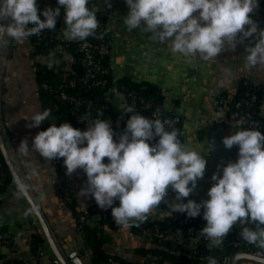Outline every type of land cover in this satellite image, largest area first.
I'll list each match as a JSON object with an SVG mask.
<instances>
[{"label": "clouds", "instance_id": "obj_1", "mask_svg": "<svg viewBox=\"0 0 264 264\" xmlns=\"http://www.w3.org/2000/svg\"><path fill=\"white\" fill-rule=\"evenodd\" d=\"M105 4L111 7L110 0ZM88 5L89 0H58L57 7H46L41 14L38 0H0V50L14 41L39 36L45 29L54 32L61 6L65 40L97 36L99 9ZM126 5L129 11L123 23L127 31L147 34L151 43L168 46L172 54L211 61L223 51L243 45L245 66L264 67V27L254 19L259 0H126ZM97 38L102 39L103 34ZM58 62L49 56V67ZM122 112L131 116L119 133L110 120L100 118L99 111L97 119L87 121L86 130L67 122L52 123L35 135L31 149L25 139L19 150L24 155L39 153L47 161L64 158L69 176L82 169L87 180L78 195L94 198L103 210L111 209L118 226H139L166 203L171 213L190 218L202 213L205 224L199 235L209 250L220 247L236 224L242 226V241L264 249V132L247 127L225 136L222 143L226 149L238 146V159L217 166L207 199L184 202L205 176L206 156L183 145L175 129H166L167 120L145 117L132 106ZM51 115V109L36 111L27 118V127H39ZM13 182L18 196L27 194L19 179ZM170 193L174 196L169 201ZM117 200L119 205L114 206ZM33 211L35 208L23 215ZM250 224L255 228L246 226ZM206 259L207 264H217L213 256Z\"/></svg>", "mask_w": 264, "mask_h": 264}, {"label": "crops", "instance_id": "obj_2", "mask_svg": "<svg viewBox=\"0 0 264 264\" xmlns=\"http://www.w3.org/2000/svg\"><path fill=\"white\" fill-rule=\"evenodd\" d=\"M94 2L95 8L99 9L97 12L109 18V65L112 79L117 81L129 78L135 82L146 81L156 85L164 95V108L181 115L182 144L189 149L198 150L207 160L205 176L198 181L197 188L191 195L197 202L207 199L208 189L213 184L211 177L217 171V166L222 162L226 165L238 159V146L230 149L228 159V152L222 140L242 128L226 121L227 108L219 104L217 98L220 95L234 97L240 80L248 77L261 88V111L264 113V67L249 69L245 66L246 52L243 45H237L234 51H223L211 61L172 54L168 46L151 43L147 34L138 30L131 33L127 31L123 23V17L129 11L126 0H110L111 7L105 4V0ZM263 4L264 0H259L258 8L254 10L255 15L259 14ZM64 15L65 12L61 8L59 36L62 39ZM40 59L41 56L34 53L29 38L20 42L14 41L1 50V127L8 128L12 136V146L7 145L11 159L23 181L32 187L35 200L39 203L47 222L58 240L62 241L61 248L67 254L76 251L82 264H93L91 251L77 225L78 216L96 203L94 198L78 195L85 186L86 174L82 169H78L69 176L66 174L64 163L53 164L39 153L29 152L24 155L19 150L21 142L25 139L31 149L35 135L42 131L46 122L55 118L51 115L50 120L43 121L39 127H27L30 123L27 118L36 111H42L35 78L36 62ZM107 99L113 112L117 113L124 105L125 95L113 83L107 91ZM218 127H223L224 131L221 136L213 138L212 131ZM117 139L118 137L114 136V140ZM212 144L223 148L220 156L214 155ZM104 162H108L107 157ZM60 179L67 183L68 199L60 197L56 192L55 183ZM17 191L18 189L11 185L2 193L0 226L6 225L13 235L14 242L25 246L30 229L27 223L29 216H24L23 213L29 210L30 206L24 196L17 197ZM152 213L155 218L161 219L168 216L170 211L159 206ZM98 214H89L87 222L96 225L102 218H98ZM246 226L255 228L254 224ZM38 227L41 231L40 226ZM241 227L236 224L232 230L239 234ZM104 233L108 237L103 244L104 251L129 262L143 263L147 253L140 249L157 247V244L140 230H134L131 226L125 228L117 224L105 225ZM187 245L194 248L197 243L189 241ZM3 250L7 252L8 248Z\"/></svg>", "mask_w": 264, "mask_h": 264}, {"label": "trees", "instance_id": "obj_3", "mask_svg": "<svg viewBox=\"0 0 264 264\" xmlns=\"http://www.w3.org/2000/svg\"><path fill=\"white\" fill-rule=\"evenodd\" d=\"M53 2L58 3V0H53ZM91 3L92 0H89L88 6L90 8H95V6L92 5ZM49 6L54 8V5L49 4L47 6H44L43 2L41 0H38V7L41 14L43 10ZM62 9L64 11L63 7ZM102 16H104L102 13L97 12L98 19H101ZM263 17H264V5L262 6L259 14L254 16V19L259 20L262 27H264ZM41 18L44 17L41 15ZM60 26H61V21L58 17L54 32L45 29L43 33H41L39 36L33 35L29 37V41L33 46V51L35 54L46 55L48 56V58L51 55L54 56L57 61H59L58 63L54 64L52 67H49L48 63H42L41 61H37L36 70H35V78L37 82L42 111L44 109H51L52 115L57 118V122L59 124H63L67 122L70 123L73 127L77 128L78 124L76 123L75 120L76 115L80 112L82 113L88 110H89V117L92 118V120L98 118L99 111H101V115H100L101 119H102V113L103 115L110 114V116H115L116 113L113 112L112 106L109 100L107 99V91L109 90V88L113 83L117 85L118 89L124 93L125 97L128 100H130L131 97H136L138 99L139 97H142L145 100L152 102V106L150 107H144L143 104L140 103L139 101L137 103V107L135 111L141 115H144L145 117L160 118L164 120L166 117H172L174 114H177L173 110H167L164 108V95L156 85L146 81L135 82L129 78H121L117 81H114L112 79L111 68L109 65V44H108V51L105 54H101L98 56L103 66H105L108 69V72L105 74V76L107 77V85L97 86L90 83L83 84L82 81H78L77 86L72 89V92L85 101V103L80 108H76L71 103L61 100L59 98L58 86L62 80L63 69L65 66L68 65L66 58L67 57L71 58L73 61L71 64L72 67L71 75L73 77H76L79 80L80 77L85 75L86 70L81 64V59L83 54L80 52L77 46V41L69 42L67 40L62 39L59 36ZM100 34H103V38L109 40V32L97 31V36H99ZM97 36H90V38L95 40L96 42L101 43V39H98ZM59 49H61L62 51H60ZM253 92L258 94V98L255 101L250 102L249 105L245 106V109L250 110L253 113V116L260 121L258 129L264 132V113L261 111V102H262L261 88L258 85L254 84L250 80V78L244 77L239 82L237 92L233 100H239L242 97L248 98L249 94ZM88 101L91 102V105H88ZM106 106H108V108H106ZM158 107H162L163 112L160 116L155 117L153 116V111L155 110V108ZM231 109H233V106L231 107ZM130 116L131 113H128L126 119L117 129V133H119L126 127V120ZM179 117H180L179 121L173 124H167L166 129L169 131L175 129L178 132L179 134L178 138L182 143L183 119L181 115H179ZM45 128L47 129L48 126H46ZM86 129L87 128H83L82 131ZM154 142L155 141H152L150 143H154ZM2 171L5 174V178L0 183V194L4 192L10 184H13L14 187L17 189L16 184H14L13 182L14 178L10 172V169L5 161V158L0 148V172ZM55 186H56L57 194L62 198L68 199V196L66 195L67 193L66 181L60 179L55 183ZM169 195H174V194L170 193ZM187 199H194V198L190 194L188 198H185L184 202H187ZM118 205H119V201L117 200L114 206H118ZM160 206L167 208L166 203H162ZM88 211L90 215L94 213H102L103 215H105L102 216V218L99 220V222L96 225L89 224L87 222V219L84 222H81L82 214L78 216L77 225L80 231H82L86 244L91 251L92 263L110 264V260H109L110 257H118V256L108 255L103 249V244L108 239L107 235H105L104 233V226L116 224L115 221L112 219L111 209H107L105 212H102L98 208V205L95 203L93 206H91L88 209ZM185 216L187 215L184 213L176 214L170 212V214L164 218L153 219L151 215H149L148 219L145 222L140 223L139 226L132 225L131 227L134 230L137 229L140 230L142 228L143 229L156 228V227H160L161 229L175 230L176 228L183 226L180 223V220ZM194 219L199 221V223L201 224L200 228L205 224L202 213L200 216L195 217ZM32 220L33 222H35V224H37V226H39L38 221L34 215L32 217ZM6 231L9 232L7 226L1 225L0 254L3 256L5 254L1 252V250L3 249L5 243L2 234ZM11 236L13 238L12 234ZM234 240H241V238L238 233L232 230L229 233V235L225 238L223 244L220 247L213 248L211 250H209V248L207 247V242L205 241H200L194 248H189L187 245L189 240L186 238L176 241L175 240L167 241L164 244H162L163 246H157L150 249H140V250L144 253L152 252L153 254H156L159 257V264H164L165 262H169L171 264H207L206 258L208 256L215 257V259L218 262L223 258V256L227 254H233L235 252V248L233 246ZM31 242L34 248L45 242V236L42 230L32 236ZM53 261L54 264H57L54 258ZM146 262H147L146 264H154L151 260H147ZM129 263L139 264L133 262H129ZM8 264H24V262L18 258H10L8 259Z\"/></svg>", "mask_w": 264, "mask_h": 264}, {"label": "built area", "instance_id": "obj_4", "mask_svg": "<svg viewBox=\"0 0 264 264\" xmlns=\"http://www.w3.org/2000/svg\"><path fill=\"white\" fill-rule=\"evenodd\" d=\"M44 4V6H47L49 4H52L54 6H57V2H53V0H41ZM92 5L95 6V2L92 0ZM264 5V4H263ZM62 8V7H61ZM101 19L99 20V27L97 29L98 32H109L108 27V16L103 14ZM264 21V17H263ZM108 44L109 40L106 38L101 39V43L96 42L95 40L91 39L90 36L84 40V41H77V46L80 50V52L83 54L81 59V64L85 68L86 72L85 75L80 77L78 80L76 77H73L71 75V64L72 59L66 58L67 63H69L67 66L64 67L62 72V80L61 83L58 86L59 90V98L63 101H67L71 103L74 107L80 108L85 101L81 98H79L77 95H75L72 92V89L77 86L78 81H82L83 84H93L97 86H105L107 85V77L105 74L108 72V69L103 66V64L100 62V59L98 58L99 55L105 54L108 51ZM32 46V45H31ZM33 48V46H32ZM62 51L61 49H59ZM42 59V63H48V56L46 55H40ZM260 87V86H259ZM249 94V93H248ZM233 96H226V95H220L217 98V102L227 108V114H226V121L229 123H232L236 126L247 128V127H254L258 128L260 121L253 116V113L245 109V106L249 105L250 102L255 101L258 98V94L253 92L249 94L248 98L242 97L239 100H233ZM138 101L143 104L144 107H150L152 106V102L145 100L142 97L136 98L131 97L130 100H128L125 97L124 105L120 109L119 112L116 113L115 116H109L110 114L103 115L102 113V119L110 120L111 126L113 130H116L120 127L122 122L126 119L127 114L125 112H122L125 110L128 106L134 107L136 109ZM88 105H91V102L88 101ZM233 106V109L231 107ZM108 108V106H106ZM88 112V113H87ZM163 112L162 107L155 108L153 111V116L157 117L160 116ZM82 117L84 119H82ZM108 117V119H107ZM62 118V117H60ZM180 117L179 114H174L172 117H166L164 120H167V124H173L177 121H179ZM77 128L83 129L87 128L88 122L93 121L92 118L89 117V110L86 112H80L75 117ZM52 123L57 124L59 126L60 124L57 122V118L55 117L53 120L48 121L45 123V126L42 130H46V126L50 127ZM53 164H63L64 158H57L52 161ZM5 174L4 172H0V183L4 180ZM13 186V184H10L9 186ZM8 186V188H9ZM18 192V191H17ZM3 193V192H2ZM0 194V204H1V196ZM23 195H17V197H22ZM174 195H168V199H172ZM99 208V207H98ZM100 211L105 212L106 210H103L99 208ZM89 214L88 210H85L84 213L81 216V222H84L87 219V216ZM151 217L154 219L153 213L150 214ZM29 216V220H27L28 226H29V237L27 240V243L25 246H20L16 244L11 236V232L6 231L2 234L3 240H4V247L8 248V251L5 252L3 249L1 252H3L5 255L0 254V264H8V259L10 258H18L21 259L24 264H54L53 257L50 255L48 248L43 244H40L39 246L35 247L32 244V236L39 232V227L33 220H30V217H33L32 213ZM180 223L183 225L181 227L176 228L175 230L170 229H161L160 227L156 228H147V229H140V232L145 235L149 240L156 243L157 246H163L167 241H176L180 239H188L189 241H194L198 244L200 241L207 242L204 238H202L199 235L200 232V223L198 220H195L194 218H190L188 216L183 217L180 220ZM233 246L235 248V252L233 254H227L223 256L221 260L217 262V264H232V259L241 253H249L254 256H257L259 258L264 259V249L255 248L253 245H249L248 243L242 241V240H234ZM110 264H131L122 257H110ZM147 260H151L154 264H159V257L156 254H153L152 252H149L145 256V261L142 264H146ZM164 264H171L169 262H165Z\"/></svg>", "mask_w": 264, "mask_h": 264}, {"label": "water", "instance_id": "obj_5", "mask_svg": "<svg viewBox=\"0 0 264 264\" xmlns=\"http://www.w3.org/2000/svg\"><path fill=\"white\" fill-rule=\"evenodd\" d=\"M8 21H4V23H7ZM1 53V50H0ZM10 60H9V64H10ZM224 131L223 127H218L215 130L212 131V137L215 138V136H218L220 134H222V132ZM221 136V135H220ZM13 142H12V136L10 134V132L8 131V128H2L1 127V123H0V148L2 151V154L5 158V161L10 169V172L13 176V178L19 179V181L26 187L27 189V194L24 195V198L26 199V201L28 202L30 209L31 208H35V211L32 212V214L36 217L38 224L45 236V242L44 245L48 248L50 255L55 259V262L57 264H82V261L79 260V256L77 255V252L74 251L70 254H67L62 248H61V240H58L57 236L54 234V232L52 231L49 223L47 222L41 207L39 205V203L35 200L34 197V192L32 190V187L29 184H26L23 179L21 178L19 172L17 171L11 156L9 154L8 151V146H12ZM213 152L214 155H221L222 153V149L221 146L219 145H213ZM226 149V148H225ZM227 150V156L228 159L230 157V149H226ZM103 215L102 213L98 214V218H101ZM241 260H243L242 262H240ZM232 264H264V259L263 258H259L257 256H254L252 254L249 253H241L236 255L233 259H232Z\"/></svg>", "mask_w": 264, "mask_h": 264}]
</instances>
